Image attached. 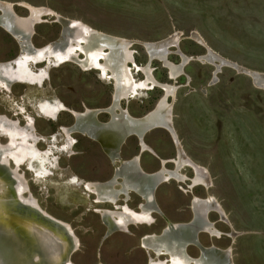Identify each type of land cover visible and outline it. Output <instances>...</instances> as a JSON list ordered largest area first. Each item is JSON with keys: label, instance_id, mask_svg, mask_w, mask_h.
Wrapping results in <instances>:
<instances>
[{"label": "bare ground", "instance_id": "obj_1", "mask_svg": "<svg viewBox=\"0 0 264 264\" xmlns=\"http://www.w3.org/2000/svg\"><path fill=\"white\" fill-rule=\"evenodd\" d=\"M0 2L9 4L1 9L0 27L18 42L21 49L17 59L15 55L0 60V101L13 114L10 117L0 113V264H76L73 255L81 248L80 238L70 222L56 217L41 205L33 186L39 188L43 198L50 197L53 192L57 203L97 212L104 227L101 241L132 227H152L156 217L160 216L168 223L163 234L160 235L166 225L157 233H146L139 238L138 246L148 255L146 264H236L232 246L223 249L214 244L206 246L200 239L201 235L214 239L228 236L235 242L239 232L229 226L225 208L211 193L214 179L210 170L187 153L178 137L174 107L181 85L176 81L184 77V86H190L192 78L186 67L197 62L216 67L210 84L217 80L221 67L228 66L253 77L254 84L263 90L264 72L223 56L199 31H193L190 38L205 52L193 55L183 50L181 40L185 34L177 29L158 41H142L105 32L79 18L65 16L49 5H35L25 0ZM15 4L27 8V15L19 14ZM47 22L61 24L64 30L60 34L59 29L54 40L36 46L33 42L36 28ZM136 44H141L146 51L143 64L136 62L133 49ZM170 55L178 57L179 61L173 62ZM28 61L30 65L24 63ZM154 62L166 70L170 82L155 77ZM16 64L17 72L13 70ZM65 65H75L86 73L96 71L101 81L112 85L114 100L127 104L142 98L145 91L161 90L162 95L156 102L158 110L151 115L149 122L169 133L177 155L173 157L175 167H166L155 173L157 169L147 171L143 168L142 156L140 165L137 164L138 155L135 163L128 161L131 157L121 156L120 162L114 160L117 155L114 149L118 150L123 141L126 144L131 136L140 137L144 154L151 155L158 162L165 158L145 139L142 140L141 135L149 125L130 120L129 117L141 116H133L129 108L121 107L120 111L112 113L107 107L92 108L83 103L78 110L66 105L48 85L49 72ZM137 73L141 75L140 79L135 77ZM16 88H24L21 97L14 93ZM95 109L112 115L110 131L101 136L93 135L90 127L97 123L106 126L108 120L97 121L93 113ZM66 114L77 120L81 118L75 125L81 135L102 143L101 150L105 152L112 171L115 168L119 172V180L114 178L111 183L108 181L110 177L105 181L85 179L70 167L61 165L63 159L75 154L78 143L69 132V125L60 123V117ZM37 118L53 122L56 130L50 134L39 133ZM188 170L192 171L191 176L186 173ZM170 183L179 184L182 192L191 196L189 210L192 202L195 214L192 221H172L162 210L156 192L160 186ZM196 188L207 194H195ZM134 196L140 198L136 208L132 207ZM212 213L218 214L216 222L221 218L231 230L224 232L218 228L210 217ZM101 244L95 252V264H106L102 261ZM190 247L200 248L203 255H191Z\"/></svg>", "mask_w": 264, "mask_h": 264}, {"label": "rangeland", "instance_id": "obj_2", "mask_svg": "<svg viewBox=\"0 0 264 264\" xmlns=\"http://www.w3.org/2000/svg\"><path fill=\"white\" fill-rule=\"evenodd\" d=\"M25 1L35 5H49L65 16L79 18L105 32L131 39L154 42L177 29L185 34L181 40L183 50L193 55L205 52L203 47L190 38L193 31H199L211 47L223 56L250 69L264 72V0ZM15 9L21 15L28 13L20 6H15ZM49 22L36 28L33 38L36 46L58 36L60 26ZM139 45H134L133 49L136 62L143 64L146 51ZM17 52L16 41L0 29V60L11 59ZM177 58L170 55L173 62L177 63ZM154 68V75L159 81L170 82L166 70L158 62H154ZM186 71L192 78L191 85L184 86V77L176 81L181 85L174 107V125L178 137L187 153L210 170L214 179L211 193L225 208L229 226L239 232L232 245L235 263L264 264V89L256 85L254 87L249 77L228 66L221 67L213 84H210L216 71L213 65L192 62ZM137 74L135 77L140 79L141 75ZM49 79L48 85L66 105L75 109L81 110L83 103L94 108L106 107L110 102L112 85L101 81L96 71L86 73L75 65H65L53 68L49 72ZM16 89L14 93L21 97L24 88ZM142 95V98L130 104L122 101L121 106L129 108L133 116H142L154 107L162 91L150 90ZM0 113L13 116L2 101ZM99 119L106 121L108 115L102 114ZM60 123L70 125L72 117L67 114L61 116ZM36 127L41 134H50L56 130L53 122L38 118ZM73 136L78 141L75 154L63 159L61 165L70 167L85 179L107 180L112 166L100 147L84 136ZM145 141L163 158L175 156L171 137L166 130L151 131ZM137 151V140L131 137L123 145L121 156L130 158ZM142 159L145 170L158 169L159 162L151 155L145 153ZM191 172L186 171L190 176L193 174ZM28 177H31L29 173ZM33 192L49 212L70 222L80 238L81 248L73 255L74 263L95 264V252L104 233L99 214L94 210L87 212L85 207L75 209L69 204L57 203L53 192L50 197L43 198L36 186H33ZM194 193L200 196L207 194L199 188ZM156 197L172 221H188L191 218V196L183 193L179 184L160 186ZM133 198L132 207L136 208L140 198ZM210 217L214 221L219 219L216 213ZM156 219L152 227H132L127 232L105 239L99 247L102 261L106 264H146L148 255L138 246L139 238L146 233H157L163 228L164 219L160 216ZM216 223L224 232L231 230L221 222V218ZM200 239L206 246L214 244L222 249L230 244L229 237L225 236L214 239L201 235ZM188 251L193 256L198 253L194 247Z\"/></svg>", "mask_w": 264, "mask_h": 264}, {"label": "water", "instance_id": "obj_3", "mask_svg": "<svg viewBox=\"0 0 264 264\" xmlns=\"http://www.w3.org/2000/svg\"><path fill=\"white\" fill-rule=\"evenodd\" d=\"M3 6H9V4H5V3H3V2H0V12H1V9H2V7ZM15 6H17L16 4H15ZM25 10H27V8H24ZM12 17L14 18L15 17V15L13 14L12 15ZM59 26H60V34L63 32V30H64V27H63V25H61V24H59ZM0 29H2L4 32H6V33H8L6 30H4L2 27H0ZM9 34V33H8ZM10 35V34H9ZM17 43V45H18V52H17V54H16V59L20 56V53H21V49H20V46H19V44H18V42H16ZM140 46H141V44H140ZM22 62V61H21ZM21 62H19V63H21ZM25 64H27V65H30L31 64V62L30 61H28V62H24ZM18 67V65L16 64V66L13 68V70H15V72H17V70L18 69H16ZM245 75V74H244ZM247 77H249L250 78V80H251V82H252V84H253V86L255 87V84H254V79H253V77H251V76H249V75H246ZM115 83H113V90H114V92H115V85H114ZM107 108H109V109H111V112L113 113H116L117 111H120V108L122 107L121 106V100H114V98H113V96L111 95V99H110V102H109V104H108V106H106ZM158 110V103H156L155 105H154V107L150 110V111H148L145 115H143V116H141V117H139V118H133V117H129V119L130 120H132V121H142V122H145L147 125H149L148 127H147V129L145 130V131H143V134L141 135L142 136V140H144L145 139V137H146V135L149 133V132H151V131H154V130H158V129H162V130H164V128H161V127H159V126H153L152 125V123H150L149 122V118L151 117V115L152 114H154V113H156V111ZM93 113H94V116H95V118H96V120L98 121L99 120V116L100 115H102V114H107L108 115V121L106 122V126H103V125H99V123H97L96 125H94V126H92V127H90L91 128V130H90V132L93 134V135H98V136H101V134H103V133H105V132H108V131H110V126L112 125V123H111V113L110 112H104V111H97V109H95V110H93ZM79 119H81V118H79ZM77 120V118L75 117V116H72V123L69 125V127H68V129H69V132L71 133V134H79V135H81V133L77 130V129H75V125L77 124V123H79L81 120ZM108 124V125H107ZM81 136H83V135H81ZM131 137H135L136 138V140H137V146H138V151H137V153H136V155H133L128 161L129 162H134L135 163V159H136V156L138 155L139 156V158H138V160H137V164L138 165H140V159H141V156H143V154H144V151L142 150V146H141V141H140V137L139 136H131ZM88 139H90V138H88ZM91 141H93L94 143H96L99 147H100V149H102L103 150V145H102V143L99 141V140H95V139H90ZM123 144H124V141L121 143V145H120V147H119V149L117 150V149H114V152L115 153H117V155H115L114 156V160H116V161H118V162H120L121 161V150H122V147H123ZM105 153V152H104ZM107 157V156H106ZM175 157H177V155H176V152H175ZM109 160L112 162V158H109ZM163 160H164V162H163ZM163 160H161L160 159V162H159V165H158V169H157V172H155V173H158V172H160V171H162L163 169H165L166 167H168L169 165H171L172 167H175V164H174V160H173V158H165V159H163ZM113 163V162H112ZM113 166H114V163H113ZM155 173H153V174H155ZM114 178H116V180H119V178H120V174H119V172L114 168V170L112 171V173H111V175H110V179L108 180L109 182H111V183H113L112 181H113V179ZM141 199H143V198H141ZM190 207H191V218H190V220L192 221L193 219H194V217H195V214H194V210H193V208H192V202H191V204H190ZM165 225H166V227L164 228V229H162L161 230V234L160 235H162L163 234V231L167 228V226H168V223L165 221ZM145 227H148V226H145ZM225 237H228V236H225ZM230 239V246H232L233 244H234V242L231 240V238H229ZM103 241H101L100 242V244L102 243ZM233 247V246H232ZM197 249V255L199 256V257H201L203 254H202V250L200 249V248H196ZM219 253H223V252H219ZM169 264H172L171 262L169 263Z\"/></svg>", "mask_w": 264, "mask_h": 264}]
</instances>
